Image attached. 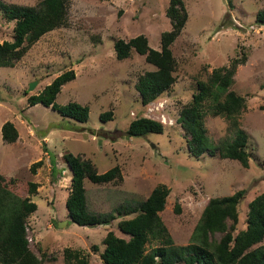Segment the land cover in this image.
<instances>
[{"label":"rangeland","instance_id":"1","mask_svg":"<svg viewBox=\"0 0 264 264\" xmlns=\"http://www.w3.org/2000/svg\"><path fill=\"white\" fill-rule=\"evenodd\" d=\"M3 1L35 6L41 0ZM169 1L70 0L64 26L44 35L14 67H0V175L6 177L4 184L13 195L29 197L38 205L27 220V233L32 249L41 256V246L47 253L44 264H66V247L83 250L89 264H103L107 232L128 239L118 224L134 215L96 226L73 222L66 206L72 176L63 157L66 152L91 159L100 173L121 167L123 179L116 182L96 184L85 178L92 213L117 214L116 208L144 200L158 184H166L171 193L160 214L176 245L192 241L210 198L240 189L246 193L240 204L239 230L245 229L248 204L264 191V24L256 23L264 0H232V5L228 0H184L188 19L172 44L177 81L171 91L143 105L135 85L140 75L155 67L136 50L120 60L115 42L144 34L150 47L160 50L162 33L172 28L166 13ZM13 26L0 12L1 43L13 40ZM243 52L247 61L239 66L231 89L248 101L239 125L250 136L249 167L219 155L190 156L177 121L180 110L191 101L197 80H207L214 68ZM70 69L76 78L62 86L56 103L87 105L86 122L28 101ZM32 82L36 85L30 90ZM109 110L113 118L102 119ZM138 116L162 121L164 132L130 136L127 130ZM7 121L19 132L13 143L3 139ZM231 124L224 116L211 112L206 116L215 144L234 136ZM40 160L43 164L33 171ZM31 182L39 184L34 193Z\"/></svg>","mask_w":264,"mask_h":264},{"label":"trees","instance_id":"2","mask_svg":"<svg viewBox=\"0 0 264 264\" xmlns=\"http://www.w3.org/2000/svg\"><path fill=\"white\" fill-rule=\"evenodd\" d=\"M70 0H41L38 5L24 6L0 0V12L5 20L14 22L13 40L0 42V67H14L31 47L47 33L64 26L68 17ZM232 5V0H228ZM172 28L161 35V49L149 45L144 34L126 41L116 40L117 57L122 60L131 56L133 50L146 56L155 69L140 75L136 89L143 105L156 101L171 91L177 81V60L172 44L182 33L188 12L184 0H170L166 11ZM256 23L264 24V9L256 14ZM247 54L233 57L228 64L216 67L207 80H197L191 101L185 105L177 118L187 140L191 156L209 154L223 159H234L249 167L252 152L249 151V134L239 125V116L248 107L247 98L231 89L240 65L247 61ZM76 78L73 69L62 72L41 92L28 98L30 105L41 103L58 110L64 117L80 122L89 119L90 108L76 101L65 105L56 103L62 86ZM224 116L231 121L235 134L219 144L209 137L206 116ZM112 119L113 111L101 115ZM162 121L138 116L131 121L127 133L130 136H144L149 133H163ZM3 139L15 142L19 132L15 124L7 121L2 126ZM72 176L66 206L70 219L79 225L96 226L111 224L117 217L132 215L119 221L120 230L129 238L118 236L113 230L103 239L101 252L103 264H264V191L249 204L246 214V228L239 230L240 204L246 190L240 189L231 195L212 197L206 204L192 241L176 245L161 217L171 189L158 184L148 197L128 202L114 212L97 214L88 208L84 180L89 178L96 184H107L123 179L121 167L115 165L100 173L94 162L80 154L66 152L63 155ZM40 160L32 169L42 165ZM6 177L0 175V264H44L47 253L39 256L33 249L27 233V220L38 208L31 198L13 195L4 184ZM39 184L29 183L34 193ZM118 215V216H117ZM218 234L221 236L218 237ZM98 250V246H93ZM66 264H89L87 255L80 249H64Z\"/></svg>","mask_w":264,"mask_h":264},{"label":"water","instance_id":"3","mask_svg":"<svg viewBox=\"0 0 264 264\" xmlns=\"http://www.w3.org/2000/svg\"><path fill=\"white\" fill-rule=\"evenodd\" d=\"M35 85H36V82H32L29 89L32 90L35 87Z\"/></svg>","mask_w":264,"mask_h":264}]
</instances>
